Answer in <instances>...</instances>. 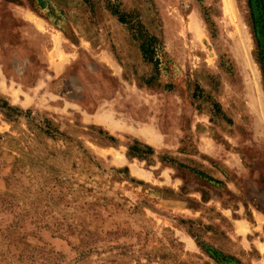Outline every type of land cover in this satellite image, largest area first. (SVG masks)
<instances>
[{
	"label": "rangeland",
	"instance_id": "obj_1",
	"mask_svg": "<svg viewBox=\"0 0 264 264\" xmlns=\"http://www.w3.org/2000/svg\"><path fill=\"white\" fill-rule=\"evenodd\" d=\"M251 13L250 0H0V264H264ZM139 22L162 44L158 70Z\"/></svg>",
	"mask_w": 264,
	"mask_h": 264
},
{
	"label": "trees",
	"instance_id": "obj_2",
	"mask_svg": "<svg viewBox=\"0 0 264 264\" xmlns=\"http://www.w3.org/2000/svg\"><path fill=\"white\" fill-rule=\"evenodd\" d=\"M112 0H109V3H111ZM263 2L260 0H256V1H252L250 0V9H251V19H252V23L254 25V27H256V30L258 29V27L264 25V23H262L260 25V21H257V16H256V12L255 9H259L260 5H262ZM114 6V5H113ZM260 11H264V8H261ZM114 14L118 16L119 18V22L122 24H127L128 21L126 20V18L120 14V12L118 11V9L116 8V6H114V10H113ZM261 16V13L259 14ZM264 17V16H262ZM264 20V18H263ZM135 28L134 29V39L139 42L140 44V50L142 52L143 58L146 62H149L151 64H153L155 66V68L158 70L159 66L161 64L160 62V55H161V51H162V44L160 42V40L154 36L151 35L144 27V25L142 23H138L136 25H134ZM257 36H259V33L257 32ZM9 109V108H8ZM134 153H139L138 155L140 157H145L146 155L152 154L153 150L152 148L146 146L145 150H141L139 148H134Z\"/></svg>",
	"mask_w": 264,
	"mask_h": 264
}]
</instances>
